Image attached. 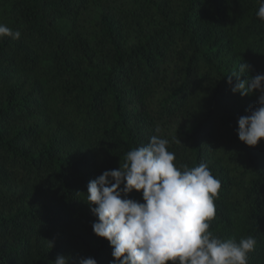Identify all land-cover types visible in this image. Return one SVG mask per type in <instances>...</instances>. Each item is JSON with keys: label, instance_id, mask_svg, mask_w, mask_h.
I'll return each instance as SVG.
<instances>
[{"label": "trees", "instance_id": "1", "mask_svg": "<svg viewBox=\"0 0 264 264\" xmlns=\"http://www.w3.org/2000/svg\"><path fill=\"white\" fill-rule=\"evenodd\" d=\"M257 0H0V264L59 255L110 264L87 184L153 135L175 166L221 183L210 231L255 237L264 264V140L239 141L258 93L233 94L240 62L264 73ZM180 143H179V142ZM128 198L143 202L135 191ZM52 243V247L50 246ZM172 264V262H166Z\"/></svg>", "mask_w": 264, "mask_h": 264}, {"label": "clouds", "instance_id": "2", "mask_svg": "<svg viewBox=\"0 0 264 264\" xmlns=\"http://www.w3.org/2000/svg\"><path fill=\"white\" fill-rule=\"evenodd\" d=\"M257 3L255 15L264 21V0ZM4 37L19 39L21 32L0 24V39ZM250 71L251 65L240 62L226 82L241 97L258 93L256 107L237 120L239 141L255 147L264 140V73L241 80ZM168 146L167 139L153 135L145 146L128 151L118 169L105 170L87 184L85 202L96 218L92 232L112 248L110 264H248L255 237L236 242L209 230L220 181L207 163L182 165L183 170L175 166L176 155ZM133 191L143 202L128 198ZM70 261L59 255L53 264ZM74 264L97 261L79 258Z\"/></svg>", "mask_w": 264, "mask_h": 264}]
</instances>
